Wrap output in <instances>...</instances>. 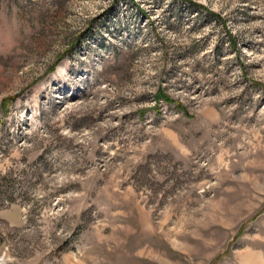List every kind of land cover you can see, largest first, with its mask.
<instances>
[{"label": "rangeland", "instance_id": "374dc122", "mask_svg": "<svg viewBox=\"0 0 264 264\" xmlns=\"http://www.w3.org/2000/svg\"><path fill=\"white\" fill-rule=\"evenodd\" d=\"M0 264H264V0H0Z\"/></svg>", "mask_w": 264, "mask_h": 264}]
</instances>
